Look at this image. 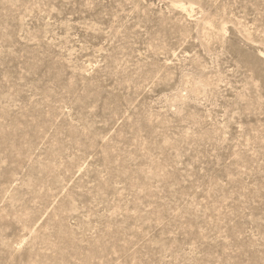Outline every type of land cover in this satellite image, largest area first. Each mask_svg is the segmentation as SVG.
<instances>
[{
	"label": "rangeland",
	"instance_id": "rangeland-1",
	"mask_svg": "<svg viewBox=\"0 0 264 264\" xmlns=\"http://www.w3.org/2000/svg\"><path fill=\"white\" fill-rule=\"evenodd\" d=\"M0 264H264V0H0Z\"/></svg>",
	"mask_w": 264,
	"mask_h": 264
},
{
	"label": "bare ground",
	"instance_id": "bare-ground-1",
	"mask_svg": "<svg viewBox=\"0 0 264 264\" xmlns=\"http://www.w3.org/2000/svg\"><path fill=\"white\" fill-rule=\"evenodd\" d=\"M180 4H183V3H180ZM185 6V5H184ZM184 6H182L181 8H183V10H187V7H184Z\"/></svg>",
	"mask_w": 264,
	"mask_h": 264
}]
</instances>
